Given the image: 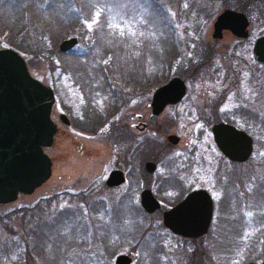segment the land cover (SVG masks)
<instances>
[{
    "label": "rangeland",
    "instance_id": "374dc122",
    "mask_svg": "<svg viewBox=\"0 0 264 264\" xmlns=\"http://www.w3.org/2000/svg\"><path fill=\"white\" fill-rule=\"evenodd\" d=\"M52 1L40 0L44 4L40 6L31 0H0V47L18 52L30 74L53 88L56 102L51 118L58 127L53 146L46 150L54 160L51 179L33 194L0 205V264H92L97 257L105 260L103 264H109L108 260L113 264L117 254L135 255L133 264H191L193 246L171 237L156 240L149 236L158 233V229L164 231L159 222L141 219V209L108 205L91 209L96 200L87 198L90 205L85 206V200L80 198V193L83 198L90 196L92 181L99 186L111 168L123 167L122 138L118 133L128 90H150L183 75L193 98L221 106L220 110L254 140L253 156L241 167L245 207L240 235L236 240L232 233L221 236V229L228 224H223L227 215L218 205L209 239L211 253L205 262L194 257V263L248 264L264 259V224L261 228L258 225L264 219V188L258 190L259 185L264 187V64L255 62L251 53V41L264 33V24L257 21L252 26L247 44L236 45L229 36L223 44H207L213 18L224 8L211 0H62L64 13L57 14L59 25L52 20L56 10L62 9ZM39 8L45 17L36 20L33 14ZM256 9L264 15V0ZM97 12L111 21H120V30L127 40L118 51L116 44L110 43L107 49L111 54L96 61L100 66L89 65V74L83 62L95 58V49L90 45L109 44L92 39L99 23L104 22L100 15L96 17ZM69 14V20H65ZM93 19L97 23L89 29L87 25ZM164 31L173 34L177 41L175 49L169 47L174 52L171 61L164 54L168 50L166 44H171H162ZM70 38H76L77 45L60 51L59 44ZM111 38L110 42H114L115 38ZM234 44L235 48H231ZM53 47L56 52H52ZM207 50L212 52L207 56L212 59L200 67V58L206 56L203 54ZM96 56H101L99 51ZM74 62L80 68L70 74L68 67L73 70ZM158 64L160 73L155 72ZM188 68L197 70L194 76ZM91 73L101 79L102 90H94L98 79ZM61 113L68 116L72 125L61 122ZM197 130L200 129L188 128L183 138L189 139ZM112 139L117 142L115 149L119 145L121 150L114 151V155L110 152ZM124 189L113 190L115 202L122 199ZM60 191L66 196L59 195ZM116 237L120 238L118 242ZM107 247L116 249L109 259L103 253ZM141 249L148 254L143 260Z\"/></svg>",
    "mask_w": 264,
    "mask_h": 264
},
{
    "label": "flooded vegetation",
    "instance_id": "af4514ba",
    "mask_svg": "<svg viewBox=\"0 0 264 264\" xmlns=\"http://www.w3.org/2000/svg\"><path fill=\"white\" fill-rule=\"evenodd\" d=\"M211 1L221 3L224 8L216 13L215 16L212 15L214 18L209 35L210 41L206 42L207 44H223L226 36L231 37L232 40L235 39L236 45L247 44L250 42L252 26L257 21L260 24H264L261 22L264 20V15L256 9L260 2L263 3V0ZM226 10L244 15L247 21V36L245 38L237 37L228 30H222L220 33L214 34L215 22ZM257 12L258 15H256ZM261 27L263 28L264 26ZM261 31H264V29H261ZM263 35L264 33L256 36L251 41V53L254 42ZM231 48H235V44ZM210 54H212L211 51H205L203 55L206 56L200 58V62H202H199L200 67L207 66L208 61L212 59L211 57H207ZM155 67V72L160 73L161 66L158 64ZM188 70L190 69L188 68ZM192 75L194 76L195 74ZM178 77L185 83L186 89L184 95L176 103H166L155 121L151 118L153 115V98L158 89L167 82L150 90H143L142 88H136L134 91L128 90L124 95L125 112L123 113V123L121 124L122 129L118 133V136L121 135L122 138L123 167L117 166L116 168H111L103 177L102 183L99 186H95V181H92L94 185L89 191L91 193L90 196L83 198L84 194L82 195L80 193V198L85 200V206L90 205V200L87 198L96 200L90 205L91 209H95L97 206L105 207L106 205L109 207L112 206V208L114 206L119 208L120 206L141 209V219H144L145 222L147 219L150 222H159L164 231L162 233V230L158 229V233H149L148 235L156 240H165L171 237L177 242H183L184 244L187 243L189 246H193L191 252L193 260L191 264H196L194 263V257L197 256L200 258L199 260L205 262L207 257H209V253H211L209 239L215 227L214 222H216L218 205L223 207L227 215L223 224H228V226H224L221 229V236L232 233L236 240V236L240 235V226L243 224L241 212L244 213L243 208L245 207L243 205V195L241 196V167L253 156L254 140L245 131L253 141L252 153L245 162L234 161L224 155L215 143L213 128L223 124L244 131L241 129L242 126L227 117L226 113L220 110L221 106H212L207 104L205 100L193 98L194 95L190 94L191 90L187 86L189 84L186 82L187 78L185 76H183L184 78L181 76ZM198 92L202 93L203 91ZM194 100L196 103H194ZM167 101L168 98H161L160 102ZM66 118L69 123H63L66 126L72 125L68 116ZM191 127L200 130H197L186 140L183 137L187 133V129ZM205 133L208 134L207 137L203 136ZM170 136L176 137L177 141H170ZM116 143L112 139L110 152L113 155L115 154L114 151H121L119 145L115 149ZM177 150L179 151L177 152ZM50 159L52 162V170L48 181L52 177L54 168V160L52 158ZM113 171H119L122 174V183L118 185H109L107 183ZM124 187L125 189L121 191L122 199L115 202L116 198L112 193L113 190H121ZM144 191H149L159 205V208L152 213L146 212L143 207L141 200ZM62 193L65 197L64 191H60L59 195ZM56 196H53V198ZM190 197H193V202L187 214L192 219V235L183 236L173 233L164 225V215L170 210L179 209ZM103 203L106 204L103 205ZM208 217L209 222L206 229H204L203 225L206 223ZM253 221L257 224L255 218ZM262 224H264V219L261 224H258L260 228ZM262 230L264 232V229ZM147 231H145V234L148 233ZM142 236L144 237V234ZM216 239L222 241V238H219V236ZM114 251L113 249H106L103 253L109 259V257H112ZM140 252L142 260L143 257L148 256V254H145L147 253L145 249H141ZM119 255L128 256L131 259L130 264H133L135 260V255L132 257L127 254H117L113 259V264H115V259ZM104 262L105 260L97 257L93 259L92 264H103ZM108 262L112 264V260H108ZM262 262H264V259L260 262L252 263L261 264Z\"/></svg>",
    "mask_w": 264,
    "mask_h": 264
},
{
    "label": "water",
    "instance_id": "95a60500",
    "mask_svg": "<svg viewBox=\"0 0 264 264\" xmlns=\"http://www.w3.org/2000/svg\"><path fill=\"white\" fill-rule=\"evenodd\" d=\"M246 28L244 15L226 10L217 18L214 34L228 30L237 37L245 38ZM76 45V38L66 39L59 44V50L69 51ZM252 56L257 63L264 64V35L254 42ZM185 89V83L179 77L161 86L153 98L152 120H156L166 103L179 101ZM161 98H168V101L162 103ZM53 104L52 89L30 74L24 58L11 48L0 47V205L14 203L18 195L33 194L50 178L52 162L45 150L53 145L57 133V127L51 120ZM60 119L69 123L65 115H60ZM213 136L218 149L229 159L245 162L250 157L253 141L244 131L220 124L213 128ZM169 140L177 141L174 136H170ZM121 176L119 171H113L107 183L118 185L123 181ZM193 197L179 209L165 213L164 225L173 233L192 235V219L187 212L192 207ZM141 201L148 213L159 208L149 191L142 193ZM208 222L209 217L203 225L204 229ZM130 262L126 255L115 259V264Z\"/></svg>",
    "mask_w": 264,
    "mask_h": 264
},
{
    "label": "trees",
    "instance_id": "16d2710c",
    "mask_svg": "<svg viewBox=\"0 0 264 264\" xmlns=\"http://www.w3.org/2000/svg\"><path fill=\"white\" fill-rule=\"evenodd\" d=\"M31 1H34L35 2V5L36 4H38V3H40V6H44V4L43 3H41L40 2V0H31ZM103 1H105V0H103ZM101 2H102V0H101ZM55 7H56V5H58L59 6V8H63V1L62 0H54V1H52L51 2ZM32 6H34V4H32ZM55 7L53 8V9H55ZM42 8V7H41ZM41 8H39V9H37V10H35L34 11V14L33 15H35L34 17H35V19L37 20H40V18H43V17H45V13H42L41 12ZM140 8H143V6H140ZM72 10H73V8H71ZM133 9V8H132ZM131 9V10H132ZM64 9H62V10H60L59 11V9H58V11L56 10V14L54 15V19L52 20V22L53 23H58V25L60 24L59 23V18H58V16H57V14L59 15H61V13H64V11H63ZM104 10V8L102 7V9H101V11H103ZM100 11V12H101ZM75 12V11H74ZM74 12H72L71 11V14L73 15V14H75ZM37 15H40V16H42V17H40V16H37ZM76 15V14H75ZM105 16V14L103 13V14H101L100 15V20L101 21H104V22H100L99 23V27L96 29V31H95V35H94V37L92 38L93 39V41H96V40H100L101 42H104V43H107V42H109V44H91L90 45V47H93V49H95V54H94V60H91V59H88V58H86L85 59V61L83 62V68L84 67H87L88 69V73L90 74V72L89 71H91L90 70V68L88 67L89 65H96L97 67H98V65L100 66V64H99V62H96V61H98V59H100V58H102V59H107V57L109 56V54H111L110 53V51H109V49H107V46H109V45H111L110 43H113V44H116V51H118V48L120 47L121 48V44H124L125 42H126V40H127V38L126 37H124V34L123 35H121L120 33V31H123V29L122 30H120L121 28L119 27V25L121 26V23H120V21L118 22L116 19L114 20V21H111L109 18L107 19L106 17H104ZM122 16V15H121ZM110 17V16H109ZM69 18H70V14L69 15H67L66 16V18H64L65 20H69ZM117 18V17H116ZM62 20V19H61ZM73 23H74V21H73ZM115 25V27H110V25ZM57 25V24H56ZM57 25V26H58ZM155 32L157 33V35L160 37L162 34L160 33V31H156L155 30ZM63 33H65V32H63ZM124 33V32H123ZM60 34V33H59ZM163 34H164V36H163V38H162V44H166V41H167V43L168 42H170L171 44H166V48L168 49V50H165V52H164V54H165V56H167V60H173V59H171L170 58V56H171V54L172 53H174V52H172V51H170L169 50V47H171V46H173L174 47V49H175V46H176V44H174L175 42L174 41H176L175 39H174V37H173V34H171L169 31L168 32H166V31H164L163 32ZM114 37L115 38V41L114 42H110V40L112 39L111 37ZM162 37V36H161ZM58 39V38H57ZM161 39V38H160ZM122 40H123V42H122ZM157 42H159V38L157 37V40H156ZM177 42V41H176ZM155 44V43H154ZM95 45H96V47H95ZM104 46H106L105 48H104ZM12 48H14V49H17V47H14V46H12ZM19 50V49H18ZM57 50H56V48L55 47H53L52 48V52H56ZM100 52V55L101 56H99V57H97L96 56V52ZM120 51V50H119ZM51 52V53H52ZM163 52V51H162ZM129 53H132V52H129ZM120 54V53H119ZM164 57V56H163ZM97 59V60H96ZM77 64V62H74V64H72V65H74V68H73V70H70V67H68L69 68V71H70V74H71V72L73 73L74 72V69L75 68H77V70H79L78 68H80L79 67V65H76ZM71 65V66H72ZM81 65H82V63H81ZM66 66L67 65H64V67L66 68ZM99 69V68H98ZM154 69H155V67L154 68H152V70L154 71ZM65 70V69H64ZM99 70H101V67H100V69ZM190 73H196V71L197 70H194L193 68H191L190 70ZM92 74V73H91ZM93 75V74H92ZM94 77H95V79H96V81H97V79H98V82H99V84H98V82H97V86L96 87H94V90L95 89H97V88H99V89H101L102 90V85H101V79L99 80V78H98V76L96 77V75H93ZM184 76V75H183ZM182 77V76H181ZM183 78V77H182ZM102 81H104V80H102ZM84 91H87V92H89L88 90H85L84 89ZM97 124V123H96ZM101 126V124L98 126V127H100ZM98 127H95L97 130H98ZM82 133H86V131L85 130H83L82 128L81 129H79ZM253 135V134H252ZM263 186H262V184L261 185H259V188H258V190H263ZM263 192H264V190H263ZM111 238L113 239V241L115 242V237L114 236H111ZM116 239H117V242L120 240V238L119 237H116ZM105 241H106V239H105ZM79 242V241H78ZM116 242V243H117ZM253 247V246H252ZM107 248H109V249H113V250H116V249H114V248H110V247H107ZM252 249V248H251ZM110 258V257H109Z\"/></svg>",
    "mask_w": 264,
    "mask_h": 264
},
{
    "label": "snow or ice",
    "instance_id": "6c2138e0",
    "mask_svg": "<svg viewBox=\"0 0 264 264\" xmlns=\"http://www.w3.org/2000/svg\"><path fill=\"white\" fill-rule=\"evenodd\" d=\"M99 15H100V13L99 12H97L96 13V17L98 18L99 17ZM95 23H97V19H93L92 20V22L91 23H88V27H89V29H91L92 28V25L93 24H95ZM110 27H115V25L113 24V25H110ZM121 35H123L124 33H123V31H121V33H120ZM133 35H134V33H133ZM248 215L250 216L251 215V213H248Z\"/></svg>",
    "mask_w": 264,
    "mask_h": 264
}]
</instances>
